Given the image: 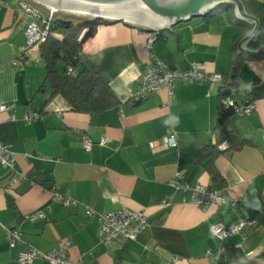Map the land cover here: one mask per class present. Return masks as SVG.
Masks as SVG:
<instances>
[{
    "label": "crops",
    "instance_id": "0c3cea01",
    "mask_svg": "<svg viewBox=\"0 0 264 264\" xmlns=\"http://www.w3.org/2000/svg\"><path fill=\"white\" fill-rule=\"evenodd\" d=\"M37 5L0 0V102L7 105L0 112V141L13 158L12 167L0 163V264H19L18 253L29 247L47 254L65 237L70 264H264V58L244 60L234 76L230 62L249 30L225 10L161 30L136 29L122 20L99 24L81 52L120 104L88 115L72 111L59 94L48 98L38 46L28 48L25 38V7ZM154 60L172 70L201 62L207 73L233 77L236 102L255 104L248 115H229L241 145L216 153L218 178L192 161L205 146L227 144L217 129L220 83L176 81L171 95L161 87L131 103L140 75ZM30 112L38 116L26 120ZM169 131L175 147L162 145ZM83 136L92 143L89 150ZM174 180L186 187L176 188ZM197 184L222 190L228 201L191 202ZM55 193L77 203L64 206ZM122 207L143 210L147 226L130 241H100L98 214ZM37 211L44 217L30 220ZM238 221L254 223L222 240L213 235L214 226ZM14 228L21 242L11 245L8 229ZM28 264L48 263L40 256Z\"/></svg>",
    "mask_w": 264,
    "mask_h": 264
},
{
    "label": "trees",
    "instance_id": "16d2710c",
    "mask_svg": "<svg viewBox=\"0 0 264 264\" xmlns=\"http://www.w3.org/2000/svg\"><path fill=\"white\" fill-rule=\"evenodd\" d=\"M243 3L246 12L256 16L259 21L254 35L246 42L247 48L254 51L264 45V5L255 2V0H245ZM232 8L233 6L230 4H222L205 16L221 10L229 11L231 21L244 27L248 32L249 23L237 17ZM109 22L101 18L79 19L74 22L54 14L49 35L38 45L39 54L44 64V78L51 88L48 98L59 94L66 100L72 111L88 115L103 113L120 104L109 81L89 66L81 52L83 42L94 34L97 26ZM233 50L234 53L230 61L233 76L244 60L264 58V51L248 53L238 52L236 48ZM231 78L233 79V77ZM230 79L221 80L218 88L217 129L225 135L227 147L217 150L213 146H205L192 161V165L203 163L214 179L219 176L214 167L216 153L219 150H234L241 145L239 135L230 128L228 122L232 107L224 102L226 97H234L235 94L231 86L232 79Z\"/></svg>",
    "mask_w": 264,
    "mask_h": 264
},
{
    "label": "built area",
    "instance_id": "2783aa9c",
    "mask_svg": "<svg viewBox=\"0 0 264 264\" xmlns=\"http://www.w3.org/2000/svg\"><path fill=\"white\" fill-rule=\"evenodd\" d=\"M47 10L43 14L37 7H25L26 14L29 16L25 30V38L28 48L37 47L48 35L50 31L51 21L54 16V11ZM150 42L152 40H149ZM71 71V69H70ZM222 78L217 73H207L202 69V63L193 61L186 69H169L160 60H154L152 65L144 71L138 80L136 90L131 94L129 100L137 102L146 99L153 92L159 90L161 87L168 88L169 95L172 94L171 87L174 82L192 83L195 81L208 82L210 85L219 84ZM225 103L232 107V110L241 114L248 115L255 110V104L251 101L245 103H238L234 97L228 96ZM7 105L0 102V112L5 111ZM37 117L38 113L30 112L25 115L26 120ZM170 132V131H169ZM108 137L103 136L100 140L101 144H105ZM164 147H175L176 140L170 132L161 140ZM84 148L89 150L91 141L87 137H83ZM226 143L220 146V149H225ZM0 163L7 167L13 166L12 153L0 141ZM184 171L180 170L175 173L177 178L183 175ZM171 185L176 188L186 187L184 182L171 181ZM55 199L60 201L64 206L75 205L77 201L69 197H63L55 193ZM190 201L197 205L208 204H224L228 201L227 197L222 190L217 188L197 184L191 188ZM94 211L86 209V215H92ZM44 215L41 211L29 217L30 220L35 218H43ZM254 221H238L236 223L223 225L219 224L213 227L212 233L215 237L222 240L225 237L237 233L245 225H251ZM98 238L100 241L106 242L112 237H118L123 241L133 240L142 230L147 226L146 214L143 210H133L126 207L120 209L105 211L98 214ZM10 235V244L14 245L21 242V233L17 229H8ZM70 239L68 237L61 238L57 241L52 251L47 254L41 253L34 247L22 250L18 253L17 261L19 264L31 263L37 257H43L48 264H70L69 258ZM223 248L221 247L220 250ZM216 256V254H215Z\"/></svg>",
    "mask_w": 264,
    "mask_h": 264
},
{
    "label": "water",
    "instance_id": "95a60500",
    "mask_svg": "<svg viewBox=\"0 0 264 264\" xmlns=\"http://www.w3.org/2000/svg\"><path fill=\"white\" fill-rule=\"evenodd\" d=\"M36 4L62 13L86 18H101L111 23L122 20L136 29L161 30L191 17L205 15L222 4H230L237 17L250 21L249 33L238 43L241 52L259 53L243 47L258 28V19L246 12L241 0H32Z\"/></svg>",
    "mask_w": 264,
    "mask_h": 264
},
{
    "label": "rangeland",
    "instance_id": "374dc122",
    "mask_svg": "<svg viewBox=\"0 0 264 264\" xmlns=\"http://www.w3.org/2000/svg\"><path fill=\"white\" fill-rule=\"evenodd\" d=\"M35 3V2H34ZM39 7V9H43L40 5H37ZM46 8H44L45 10ZM42 12H44L42 10ZM45 12L47 13V10H45ZM54 14H56V16L58 17H61V18H64V19H70L72 21H79V19H91V18H86V17H82V16H78V15H74V14H69V13H62V12H57V11H54ZM46 15V14H45Z\"/></svg>",
    "mask_w": 264,
    "mask_h": 264
}]
</instances>
